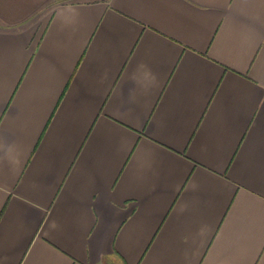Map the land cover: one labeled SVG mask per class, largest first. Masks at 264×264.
Wrapping results in <instances>:
<instances>
[{"label": "crops", "instance_id": "0c3cea01", "mask_svg": "<svg viewBox=\"0 0 264 264\" xmlns=\"http://www.w3.org/2000/svg\"><path fill=\"white\" fill-rule=\"evenodd\" d=\"M0 264H264V0H0Z\"/></svg>", "mask_w": 264, "mask_h": 264}]
</instances>
